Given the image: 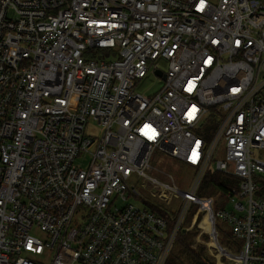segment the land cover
I'll list each match as a JSON object with an SVG mask.
<instances>
[{
    "label": "built area",
    "instance_id": "obj_1",
    "mask_svg": "<svg viewBox=\"0 0 264 264\" xmlns=\"http://www.w3.org/2000/svg\"><path fill=\"white\" fill-rule=\"evenodd\" d=\"M262 151L264 0H0V264H166L196 225L264 264Z\"/></svg>",
    "mask_w": 264,
    "mask_h": 264
},
{
    "label": "trees",
    "instance_id": "obj_2",
    "mask_svg": "<svg viewBox=\"0 0 264 264\" xmlns=\"http://www.w3.org/2000/svg\"><path fill=\"white\" fill-rule=\"evenodd\" d=\"M181 165V169L184 168L183 164ZM258 181L260 182V191L259 195L264 196V178L259 177ZM237 186V181L234 179L228 178L217 171H207L206 175H204L199 190V196L205 197H213L215 194L222 192L221 198L216 202V209L223 206V203L226 201V194L231 191L233 187ZM192 215V214H191ZM201 217L199 218V220ZM208 217L205 216L202 221V226L205 220ZM200 232L199 229L195 228L193 232H187L180 236L178 239V246L173 255L170 256L166 264H216L215 258L209 253L206 245L198 244L196 247L194 244V238ZM231 235V234H230ZM204 240L209 241V236L204 235ZM232 237V236H231ZM233 239V238H232ZM222 246L228 247L225 243L221 242ZM230 248V247H229ZM224 264H234L230 260L225 257L222 258Z\"/></svg>",
    "mask_w": 264,
    "mask_h": 264
},
{
    "label": "rangeland",
    "instance_id": "obj_3",
    "mask_svg": "<svg viewBox=\"0 0 264 264\" xmlns=\"http://www.w3.org/2000/svg\"><path fill=\"white\" fill-rule=\"evenodd\" d=\"M159 65H160V68H163L165 70V64L164 63H160ZM160 87H161L160 78L151 72L141 81L137 90L139 92L147 94V95H149V94L153 95V93H156L160 89ZM90 126H91V128L94 129V131L96 133H99V127L96 123H92ZM90 126H88V127L90 128ZM259 154L264 157V151L260 152ZM222 156H223V154H221V157ZM163 167L167 171L173 173L178 184L181 187L189 188L191 179L193 178V171L190 168L184 166V168L181 169L182 168L181 165H178L176 162H173L171 160L164 162ZM217 197H218V193L213 196V198H217ZM136 204L139 205L138 202ZM189 222H190V220H189ZM189 225H190V223H189ZM203 227L205 229L209 230V220L208 219L204 221ZM195 228L199 229L200 232L198 233L197 236H195L193 245L195 247L198 244L206 245L207 249L209 250L210 255L212 256V258H215L216 264H224L222 259H219V257H218L219 253L214 252L212 249L209 248V244H210V240H211L209 233L207 231H203V230L201 231V229L198 227V225H196L189 232H193L195 230ZM217 230H218V233L220 235L219 236L220 242H222V240H223L225 245L230 247L232 250H234L233 249L234 246L239 245L238 241H235L234 239H232L228 225L226 223H224L222 220H218ZM204 235L209 236V241L204 240V237H203ZM177 246H178V244H177ZM177 246H176V248H177ZM176 248H174L171 251L170 255H173V253L176 251Z\"/></svg>",
    "mask_w": 264,
    "mask_h": 264
}]
</instances>
